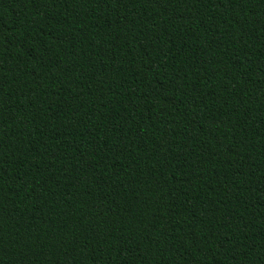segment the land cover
Wrapping results in <instances>:
<instances>
[{
  "label": "trees",
  "instance_id": "1",
  "mask_svg": "<svg viewBox=\"0 0 264 264\" xmlns=\"http://www.w3.org/2000/svg\"><path fill=\"white\" fill-rule=\"evenodd\" d=\"M0 264H264V0H0Z\"/></svg>",
  "mask_w": 264,
  "mask_h": 264
}]
</instances>
